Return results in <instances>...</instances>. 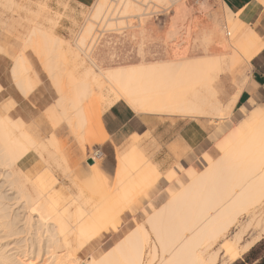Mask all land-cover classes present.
<instances>
[{
  "label": "bare ground",
  "instance_id": "1",
  "mask_svg": "<svg viewBox=\"0 0 264 264\" xmlns=\"http://www.w3.org/2000/svg\"><path fill=\"white\" fill-rule=\"evenodd\" d=\"M234 18H232V20ZM237 22H235L236 25ZM0 24L2 26L6 25L5 22L1 21ZM240 26H242V24ZM93 27V23L89 22L86 26V30L91 31ZM244 30L245 32L242 33L241 37H237L239 39H237L238 41L236 42L239 53L240 51L249 50V45L255 40V38H257L248 29ZM237 32L239 33V31ZM237 32H233V34L237 35ZM4 33L8 34L7 31ZM38 33H42L40 39H42L44 46H40L38 38L35 37ZM48 33L36 30L35 35V27L32 26L30 28L23 41L21 50H19V53H17L15 57L13 55L14 64L11 73L21 89L25 88L29 80H36L34 68L25 55L28 48L32 49L33 53L35 52L37 58L42 63L48 79L56 87L59 95V98L56 100L53 107L47 110V113L43 112V115H48L50 126H53H51L52 130L61 125H66L77 135V131L82 128L86 122L89 127L91 125L95 127V129L91 131L90 139L98 141V143H103L107 139V136L102 129L100 120L101 115L106 109L119 100H124L130 108L138 113L196 116L201 118L204 116L206 117L209 114L217 115L218 117H222L223 115L227 116L232 110L230 109L231 106L233 108L236 102V100L233 101L230 97V100H232L229 101L230 105H227L228 103H226V106H222L215 95V89L213 87L214 72L216 76L219 74V71L221 73L222 67L224 68L226 63L225 60L230 57H226V54H220L212 57L208 56L205 58L202 57L163 65L146 64L126 69H104L103 73L101 72V69L100 74L109 87L102 86L98 107H95V109L90 112H85L82 106V90L86 91L90 80L95 84H100V80L98 76L93 74L90 68L85 69L83 73L79 74L76 72L75 68L66 70L60 66V68L58 66V68L53 66L51 60L54 53L51 50H54L56 47L51 45V42H54L55 40L53 39V36H51V32L49 33L50 35H48ZM48 44L52 46V49L50 47L51 50H49ZM88 51L90 50L88 49ZM51 52L53 56H51ZM236 55L238 54L234 53L231 56L232 59H235ZM252 57L253 56H249L248 61ZM70 58L76 60L77 54L71 52ZM88 58L92 65L97 68L93 58ZM237 58L239 57L237 56ZM237 58L235 61H237ZM130 69H137V71L132 73L129 71ZM129 81L132 82L133 87L138 86L141 97L149 100L148 107L155 110L143 112L137 111L129 104L128 99L123 94H118V89L121 84H127ZM205 81H207V86H204ZM235 98L236 96L234 99ZM250 102L252 109L246 113V111L244 109L242 110V107H240L239 109H241V111H239L241 114L242 111H244L246 116L234 128L232 127L229 133H226L225 136H223V140L220 144L218 143V148L221 152V158L219 160H213L211 157L207 155L205 156L204 154L206 165L201 172L196 171L194 168L181 169V167H179L183 171V173L181 171L180 174H183V177L185 176L186 183L182 182L175 170H171L169 173L167 172L168 174H166L167 176L165 178L166 181L175 182V187H173L174 185L172 186L173 188L167 187L169 190L166 188V200L164 205L161 204L162 206L159 208L154 207V204L151 201H148L150 205L147 206L146 210H141L144 216L143 225L140 224L139 227H136L131 233L129 232L120 242H117V245H121V249L117 250V256L122 250L127 251L134 249L136 244V236L134 234L136 233L137 228L144 229L145 232L150 234L149 239L153 240L151 248L145 246L141 249L145 260L149 258L156 260L157 257H159L160 259L168 258L173 261L184 260L188 261L189 264H200V261L202 260H207L211 262V264H218L219 262L216 263L218 252L224 257V260L219 264H233L262 239V236H264V224H256L260 231L259 235L244 243L239 250L237 249V246L240 244L242 236L245 233V229L251 225V222L245 224L238 223L239 218L243 213L250 209H254L261 204V189L262 186H264V177L255 174L248 167L241 164V159L248 148L250 137L253 132H258L261 122L264 121V109L254 100ZM221 113L223 114L221 115ZM45 118H47V116ZM222 131L223 129L221 128L220 132ZM48 136L47 139L49 141L47 143L43 140V142H39L30 131L25 128V122L22 119L18 117L12 119L8 115H2L0 113V189L1 186L3 188L5 186L6 189L2 191L3 194L4 192L7 193L2 197L4 200L2 198L1 200H3L4 203L5 199L8 200L5 205L10 201V203L13 202V206H16V212L14 211V214L3 213L1 215L3 220H7L2 222V226L3 229L7 228L8 230V220L11 215H15V218H22L21 221H24V223H22L23 226L20 227L22 229L18 228L20 233L15 231L12 234H9V236L11 237V235L14 236L16 234L21 235L23 229H25L24 231H29L28 229L31 231L33 229V233L35 234L33 236L36 237V239L39 238V241L45 240L44 244L47 243L45 249H50L49 251L52 254L53 260L50 256V261L52 263H48L49 261H47V263L65 264V262H60L62 261L60 259L61 257H57L60 261L57 260L56 256L54 257V249L61 248V246L67 247L70 242L69 240L73 239V237L77 240L76 243L78 244V249L83 248L96 239L106 228L103 226L104 217L112 215L114 209L117 207L124 209L126 198H131L137 201L140 198L137 197L138 194L141 195L143 192L147 200L149 199V194L145 192L151 184L156 182L158 171L155 166H147L148 169L141 167V171H139L140 165H137V171L140 173L136 172V174L139 176L136 178L137 180L133 182L134 185L132 183V189L129 188L130 190H128V188L125 187V190L123 182L126 179V176H123V173L128 170L127 168L129 166L132 168L133 164L131 163L132 160L130 161V158H128L126 153L119 152L116 156V174L118 175L116 186L117 188L123 187L125 191H120V194H112L111 192H108V180L97 166L96 160H94L92 164L88 165L89 169L86 172L87 175L84 173L87 178V187L91 188V190L94 189V191L96 188L102 189L98 191L96 189L97 192H94L96 194L101 191V204L103 206L101 210L99 209L100 213L94 215V212L99 211L98 208L93 207L91 210L85 209L84 205L87 201H82L80 195H75L76 197H74L71 194L72 199L69 198L68 196L70 192L68 189L54 181L51 164L53 165V163H55L56 165L59 161L58 159L61 157L59 156L57 159L59 154H54L50 150V148L53 149L55 147V136L51 133ZM170 145L172 146V144ZM135 146L132 148H135ZM183 147L185 146H182V148ZM137 148H135V150ZM138 151L142 150H139L138 148ZM136 152L137 151L133 152L135 156ZM138 153L139 152H137V154ZM141 154L144 155V153ZM180 156L181 155L177 157ZM139 159L141 158L139 157ZM148 159L149 158H147V160ZM135 160L133 163H137V159ZM141 160L139 164H141ZM143 160L142 162H146V160ZM59 164L56 167H62V165ZM62 169L64 171L66 170L64 167ZM132 169L133 171H136V168L133 167ZM41 171L45 172L46 176L44 174L41 175ZM134 173L131 172V174ZM117 175H115V177H117ZM131 176L132 175L128 176V179L131 178L130 181L135 179ZM128 184L126 183V185ZM133 189H135V191ZM137 189H142L143 191L141 190L140 192L139 190V193ZM136 191L138 193L137 195L135 194ZM73 203L79 205L75 214L71 210V205ZM0 204H2V202ZM8 205L6 206L7 209ZM2 207L4 208V206ZM242 207L244 210L240 211ZM126 210L127 209H124L119 212L116 222L122 217V214ZM152 222H155V230H153ZM232 227H235V232L232 234L231 239H225L224 242L222 241V243L219 244L216 253L211 254L208 258L205 257V252L223 238L225 233H227ZM101 228L102 230H100ZM11 229L12 228H10L9 231ZM113 229H116V227ZM9 231L7 232L10 233ZM157 233H159V236L164 243V247L161 250L157 249L155 243ZM70 236H72V238L69 239ZM33 240L36 241L35 238ZM117 245L111 249H116ZM2 248V250L0 249L1 264H33L28 259H19V257L22 255L24 256L25 253L18 257L19 260L16 256L15 258L17 260L15 261L14 258V260L10 259L13 255L10 257L6 252H3V246ZM71 249L69 248L67 251L69 252ZM111 249H109L110 252ZM52 250L54 251L52 252ZM64 250H66V248H64ZM166 253H170L171 255L166 257ZM104 255L105 254H103V256ZM102 257L100 256L98 257L99 259L96 260L99 261ZM68 259L69 258H67V260ZM72 259L78 261L76 258ZM69 260L70 263L66 261V264L73 263L71 258ZM47 263L45 262V264Z\"/></svg>",
  "mask_w": 264,
  "mask_h": 264
},
{
  "label": "rangeland",
  "instance_id": "2",
  "mask_svg": "<svg viewBox=\"0 0 264 264\" xmlns=\"http://www.w3.org/2000/svg\"><path fill=\"white\" fill-rule=\"evenodd\" d=\"M96 1L97 0H95L93 4ZM106 1L111 6H116L118 2L120 1L122 2L125 0H106ZM130 1H138L140 3L139 4L140 10L138 13L135 12L133 13L134 15L131 13V15L133 16H126L125 18L120 17L118 13H114L113 17L110 16V20H109V17L108 18L103 17L100 20H95L93 21L94 27H93V32H92V30L87 31L86 26L89 23V18L91 17L92 10L90 9V7L93 4L86 8L82 7L81 10H79L76 13L78 14V17L75 18L73 17V14L75 13L71 11V7L68 6L67 0L63 2H58L56 4L60 8V10L52 8V5H51L52 0H0V21L6 23V25L4 26L0 24L1 25L0 33L5 34L4 32L7 31L8 34H5V35H7V37L11 39L12 41H15L20 46V50H21V47L23 46V41L26 38V35L28 34L32 26L35 27V35H36V30L40 32H46V33L51 32V36H53V39L55 40L54 42H51V45L56 47L55 48L56 50L55 49L51 50L52 46L49 45L50 43L48 44L49 50L53 51L54 53L53 54L54 56L52 55V52L50 53L51 56H53L51 60V63L53 66H56V67L60 66V67L65 68L66 70H71L72 68H75L76 72L79 74L83 73L85 69L90 68L93 74L98 76L100 80V84H95L90 80L89 86L86 89V91L82 90L83 110L85 112H90L93 109H95V107H98L99 105V95L102 90L101 89L102 86L109 87L108 84L105 82V79L100 74L101 69H102L101 72L103 73L104 69H107L110 67L136 64L139 62L148 63V62L160 60V59L151 58L150 53L147 48L148 45H150V43L146 39H144L143 41H140L139 38L134 39L130 36V33L138 29L140 18L141 19L146 18L147 21H149V20L154 19L156 16L162 14L163 12H167L169 8L171 7V4H172L171 0H130ZM69 10H70V13L67 14ZM62 20H66L67 23L71 24V26L68 28H65V25L61 24ZM100 29H104L106 31L105 32L106 35L104 36L103 40H101L102 41L101 45L104 44V51L102 54L103 59L99 58L98 63H96L93 51H95V48L97 47V44H98L95 39L97 36V30H100ZM82 31L85 36H89L92 32L93 36L92 35L90 36L87 44H84V42L79 41V37L82 34ZM228 31L231 32V29H228ZM49 33L48 35H50ZM41 34L42 33H38L37 36L35 37L38 38L40 46H44L42 39H40ZM233 37L234 36L232 34L231 36L232 44L234 45L235 49H238L237 43L234 42ZM117 43L120 44L122 48L124 47V49L126 50V53H125L126 60L123 61L122 63L115 62V44ZM88 49L90 51H88ZM91 49H92V53H91ZM71 52H74L77 54L76 60H74L73 58L72 59L70 58ZM90 53H91V56H90ZM25 55L27 59L31 62L34 68V72L36 73L35 74L36 80L34 79L29 80L25 88L21 89L18 86L17 81L12 77V73L10 74V70L6 74L7 80L8 82H11L12 87L17 89L24 96V98L27 97V100L30 101L31 108H37L40 118L42 120H46L49 122L50 119L48 115L47 114L43 115V112L47 113L46 111L49 110L51 107H53L54 103H56V100L59 98V95L57 93L56 87L48 79L47 74L43 69L44 67L42 66V63L40 62V60L37 58L35 52L33 53L32 49L28 48L25 52ZM237 56L239 58H237ZM88 57L94 58V62L99 66L100 69H97L96 67H94L92 63L89 61ZM226 57L228 56L226 55ZM236 58H237V61H235ZM235 59H232V57L228 58V61L225 63L226 66L224 65V68L222 67L221 73L219 71V74L217 76L215 75V72H214L213 87L215 89V95L222 106H226V103H228L227 105H230L229 101H232L230 100L231 98L233 99V101L237 99L239 95L238 93L241 91L244 80L246 79L245 70L242 68H239L241 65H243L241 62L240 55H236ZM13 64H14V59L11 65L13 66ZM212 77H213V74H212ZM235 96L236 98L234 99ZM250 101H252V99H250ZM250 101H248L246 105L241 106L242 110L244 109L246 113L252 109L251 107L252 105ZM27 103L28 102L26 103L24 102L23 104H27ZM260 106L264 109V104H260ZM230 109H233L232 106ZM239 110L241 111V109ZM239 110H238V113L240 112ZM229 113H230L229 115L228 114L227 116L223 115L222 117H218L217 115H213V114H209L208 116L203 117L204 119L202 120V124L207 131L204 142L196 150L192 151L189 155H187L180 163L175 164V166L170 167L167 170L162 171V172H159L157 169L158 176H157L156 182L151 184V186L145 192L149 194L148 195L149 199L147 200L144 194L143 196L138 194L137 191L139 192L140 189H137L135 194L136 195L138 194L137 197L138 198L140 197V198L139 200H137L135 208L132 211L126 210L122 214V217L116 222L117 224L116 229L106 227L102 231L100 236H98L96 239H94L93 241H91L90 243H88L86 246H84L81 249L77 248V245H78L76 243L77 240H75L74 237L73 239H70L72 238V236H70L69 241L70 242L72 241V242L71 243L69 242L68 245L69 246L71 245V246L70 247L68 245L67 247L61 246V248H57L58 250L54 249L55 250V252L53 253L54 257L55 256L56 258L58 256L61 257L60 259L62 261H60L59 258H57V260L60 261L61 263L65 262L66 264L67 262L70 261L69 260L70 258L71 260H73L72 258L74 259L76 258L79 261V260L87 258L89 253L94 252L95 255L93 256V258L99 259L98 257L100 256L102 257L103 254H105V252H110L109 249L116 246L118 244L117 242H120L123 238H125L129 232L131 233L134 229H136V227H139L140 224L143 225L144 216L141 210L142 211H144V209L146 210L147 206L150 205L148 201H151L154 204V207L159 208L160 206L164 205V202L166 200L165 193L167 192V189L175 187L174 185L175 182H168L165 179L167 176L166 174H168L169 171L175 170L177 172V175L181 178L182 182L186 183L185 176L183 177V174H180L182 171L181 169L194 168L198 172L203 171L206 165L204 154L205 156L207 155L211 157L213 160H216V159L219 160L221 158L220 156L221 152L218 148V145L222 142L223 136H225L226 133H229L232 127L234 128L246 116L245 115L246 113L244 111H242V114L241 112L239 114L238 113L233 114L232 110ZM45 115L47 116V118H45L46 117ZM26 127H27V124L25 123V128ZM221 128L223 129L222 132H220ZM93 129H95V127L93 125L89 127V125H87L86 122L83 125V127L77 131V135L73 133L72 130L66 125H61L58 128H53L54 133L52 135L55 136V145H54L55 147L53 149L50 148V150L54 154H59L58 156L56 155L57 159L60 156L62 160L61 158L58 159L59 161L60 160L61 161L60 162L58 161L56 165L55 163H53V165L51 164L52 170H53L52 177L56 183H59L63 187L68 189V191L70 192L68 196L69 198H71L72 195L74 197L80 195L82 197L81 198L82 201H87V203L84 205L85 209L91 210L93 207H96L98 208V210L99 209L101 210L103 208L101 204L102 193L101 191L96 194L94 192L96 191V189L97 191L102 190V189L96 188L94 191V189L91 190V188L87 187V184H86L87 178L85 176L87 175L86 172L89 169L88 168L89 164L87 163V161L90 159V157H93L94 154L97 152V149H96L97 145H95L94 143L95 141L93 139H90V134ZM48 141H49L48 139L45 140V143H47ZM133 145L134 143H132V147ZM132 147L129 149H121L117 151V154L119 152L126 153L128 158H130V161L132 160L131 162L133 164L132 166L136 168V171L134 170L135 171L134 173L132 169L133 167L131 168V166H129L127 168L128 170L123 173V176H126V179L123 178L125 179L124 180L125 183L123 182V185H125L124 188L127 187L128 190L132 189L134 185L133 182H135V180H137L136 178H138L139 176L136 174V172L140 173L139 171H141L140 170L141 167L143 168L145 167L146 169H148V167L155 166L150 161V159H148L149 161L147 160L148 157L145 158L146 157L145 154L144 155L141 154L143 153L142 151H138V149L135 150V148H132ZM56 150L58 153L56 152ZM134 151H137L139 153L137 154L136 152V156H135V154L133 153ZM137 156H139L142 160L143 159L146 160V162L144 160H143L144 162H142V160L139 159V157ZM134 158L137 159L138 164L136 162L133 163V161L135 160ZM140 160H141L142 166L141 164H139ZM102 162L103 160H101L100 158L96 159V164H98L99 167L103 170ZM145 163H146V166H145ZM58 164L62 165V167L60 166L56 167ZM137 165L138 166L140 165L139 171H137L138 169ZM63 167L66 169L65 171L62 169ZM179 167H181V169ZM128 172L130 175H132L131 177L135 179L130 181L131 178L128 179L129 178L128 176H130L129 174L127 175ZM131 172H133L134 174H131ZM84 173L86 174L84 175ZM43 174L46 176V173L41 171V175ZM106 175L107 177L106 176L105 177L108 180L107 181L108 192H111L112 194H120L121 192L126 190V188L124 190L123 187H120L121 188L120 189V188H117L116 186V183L118 182L117 180L118 175L116 174V169L114 173H106ZM115 175H117V177H115ZM126 183L127 184L129 183V184L126 185ZM5 189H6L5 186L4 188L1 186L0 203L2 202V204H0V206L2 205L4 206V208L2 206H1L2 208L0 207L1 209L0 210V249L3 246L4 247L3 252H6L7 255H9L10 257L13 255L12 258L10 259L12 260L15 259V261L18 259L20 255L25 253L24 255L25 257L23 255L19 257L20 260L28 259L33 264H34V261H35V264H45V262L47 263V261H49L48 263H52L50 261L52 259V254L49 251L50 249L49 250L45 249V246H47L46 245L47 243L44 244L45 240L39 241V238L36 239V237L33 236L35 235L33 233L34 232L33 229L31 231L30 229H28L30 232L24 231L25 229H23L21 235L16 234L14 236L11 235V237L9 236V234H12L15 231H17V233H20L19 229H22L20 227H22L23 226L22 223H24V221H21L22 218H15L14 217L15 215L9 216L10 219L9 218L7 219H9L11 222L8 220L9 222L8 230L7 228L6 229L4 228L6 232L4 231L2 222L5 219L3 220L1 215L3 213L4 214L6 213L14 214L16 212L15 210L16 206H13L12 201H11L12 203H10V201L9 203L7 202V205L8 204L12 205V206L8 205V209L10 211L7 209L6 207L7 205H5L6 201L8 200L5 199V203L3 202L4 198L2 197L7 194L5 192L3 194V191ZM133 190L135 191V189ZM1 198L3 200H1ZM155 200L157 201V203ZM78 206L79 205L77 203H73L71 205V210L74 214L77 212ZM3 209L4 210L6 209L7 211L6 210L4 211ZM100 210L98 212H94V215L99 214ZM11 217H14V218H11ZM248 222H251V225L245 229L244 231L245 233L243 232L244 234L242 236V240L240 244H238L237 246L238 250L242 247L244 243L252 240L254 237L259 235L260 231L257 228L256 224H264V203H261L259 206L255 207L254 209H250L249 211L243 213L240 216L239 221H238V223L240 224L241 223L245 224ZM10 228H12L13 230L11 229L12 231L11 230L9 231ZM234 229L235 227L234 228L232 227L227 233H225V236L223 238H221L217 243H215L212 247H210L205 252V257L208 258L211 254L216 253V250L218 249L219 244L222 243V241L224 242L225 239L226 240L231 239L232 234H234L235 232ZM7 231H9L10 233H8ZM33 237L35 238L36 241L33 240L34 239ZM74 243L76 244V246ZM64 248H66V250H64ZM69 248L70 249L73 248V249L69 250L68 252L67 249ZM14 249L16 252L14 251ZM54 250H52V252ZM70 251H73V252H70ZM26 253H27V256H26ZM66 253L69 255H67ZM70 253L74 255H71ZM63 254L64 255L66 254V255L64 256ZM217 254L218 256L216 255L217 256L216 263L218 262L221 263L222 260H224V257L221 256L220 252H218ZM263 254H264V236H262L261 241L258 244H256L250 252L243 255L234 264H251V261L253 259L260 258L263 256ZM50 256H51V259H50ZM67 258H69L68 259L69 261L67 260Z\"/></svg>",
  "mask_w": 264,
  "mask_h": 264
},
{
  "label": "crops",
  "instance_id": "3",
  "mask_svg": "<svg viewBox=\"0 0 264 264\" xmlns=\"http://www.w3.org/2000/svg\"><path fill=\"white\" fill-rule=\"evenodd\" d=\"M63 1L65 0H52V8L60 10L56 4ZM94 1L67 0V3L71 7V11L75 13L73 17L76 18L78 17L76 13L82 7H89ZM171 3V7L167 12H163L152 20L147 21L146 18H140L138 29L130 33V36L134 39L139 38L140 41L146 39L150 43L147 48L151 58L160 60L107 69H126L146 64L163 65L220 54H226L231 58L234 53L239 55V50L235 49L231 41L233 32L239 31L240 33V35L238 32L237 35L233 34L234 42L239 40L238 38L245 32L244 29H248L256 37H261V34L264 33V23H262L264 21V0H171ZM139 4L138 1L125 0L118 2L116 6H111L106 0H97L90 7L92 13L89 22L93 23V21L100 20L103 17H109L110 20V16L113 17L114 13H118L122 18L133 16V13L139 12ZM68 13H70V10ZM232 18L234 19L232 20ZM235 22H237V25ZM61 24L65 25V28L71 26L66 20H62ZM229 28L231 32L228 31ZM92 32L89 36H85L82 31L79 41L87 44ZM17 45L7 35L0 33V113L13 119L17 117L22 119L27 124L26 129L30 131L35 139L43 142L49 137L50 133H54L52 125L50 126L48 121L40 118L37 108H31L27 97L24 98L17 89L13 88L6 77L9 70L11 74V63L19 53L20 47ZM103 51L104 44H97L95 51H93L96 63H98L99 58L103 59ZM125 53L124 47L122 48L118 43L115 44L116 63H122L126 60ZM225 61L227 62L228 58ZM260 63L257 57L253 56L246 66L241 65L239 67L245 70L246 79L233 106V114L238 113L239 108L246 105L250 99L256 101L259 105L264 104V71H261ZM97 68H99L98 65ZM24 102L28 103L23 104ZM203 119V117L196 116L138 113L130 108L124 100H119L101 115L102 129L107 139L103 143L94 142L97 145L96 149L100 154V159L103 160V170L98 164L97 166L106 177V173H114L117 163V151L129 149L134 143V146L137 145L135 148L138 147L139 150H142L159 172L165 171L180 163L204 142L207 131L202 124ZM182 146L185 147L182 148ZM178 153L182 157H177L179 156ZM262 260H264V254L260 258L253 259L251 264H259Z\"/></svg>",
  "mask_w": 264,
  "mask_h": 264
},
{
  "label": "snow or ice",
  "instance_id": "4",
  "mask_svg": "<svg viewBox=\"0 0 264 264\" xmlns=\"http://www.w3.org/2000/svg\"><path fill=\"white\" fill-rule=\"evenodd\" d=\"M264 23V21H262ZM256 56L257 59L261 62L260 67L261 71H264V33L261 34V37L255 38V40L249 45V50L240 52L241 62L243 65L248 64V57ZM255 63V61H253ZM132 73H135L137 69H130ZM207 86V81H205V85ZM118 94H123L127 99L129 104L134 107L137 111H149L155 110L148 107L149 100L147 98H142L141 93L137 87H133L131 81L127 84H121L118 89ZM223 113H221L222 115ZM241 164L248 167L255 174L261 175L264 177V121L261 122L258 132H253L252 136L248 141V148L244 153ZM143 192L141 196H143ZM137 201L131 198H126V203L124 205V209L132 211L135 208ZM261 203H264V186L261 189ZM119 207L114 209L113 214L104 217V227L115 228L117 227L116 219L119 215V212L124 210ZM242 207L240 211H243ZM153 223V230H155V222ZM102 230V228L100 229ZM136 244L134 249L121 251L117 256V250L121 249V245H117L116 249H113L111 252H106L105 255L97 261L92 257L95 253H89L88 257L79 261H73V264H189L188 261L184 260H171L168 258L160 259L157 257L156 260L151 258L145 260L143 258V253L141 249L147 246V248H151L153 245V240L149 239V233L145 232L142 228H137L136 233ZM128 239V238H126ZM156 247L158 250L163 249L164 243L162 238L157 233L156 238ZM175 250V249H174ZM170 253H166V257L170 256ZM200 264H211V262L207 260L200 261Z\"/></svg>",
  "mask_w": 264,
  "mask_h": 264
},
{
  "label": "built area",
  "instance_id": "5",
  "mask_svg": "<svg viewBox=\"0 0 264 264\" xmlns=\"http://www.w3.org/2000/svg\"><path fill=\"white\" fill-rule=\"evenodd\" d=\"M106 31L104 29H100V30H97V36H96V42L98 44L102 43L101 40H103L104 36L106 35L105 33ZM101 41V42H100ZM97 158H100V154L98 153V151L94 154L93 158H91L94 162V159H97Z\"/></svg>",
  "mask_w": 264,
  "mask_h": 264
},
{
  "label": "water",
  "instance_id": "6",
  "mask_svg": "<svg viewBox=\"0 0 264 264\" xmlns=\"http://www.w3.org/2000/svg\"><path fill=\"white\" fill-rule=\"evenodd\" d=\"M87 163H88V164H92V163H93V160H92V159H89V160L87 161Z\"/></svg>",
  "mask_w": 264,
  "mask_h": 264
},
{
  "label": "trees",
  "instance_id": "7",
  "mask_svg": "<svg viewBox=\"0 0 264 264\" xmlns=\"http://www.w3.org/2000/svg\"><path fill=\"white\" fill-rule=\"evenodd\" d=\"M254 246H255V245H254ZM254 246H253V247H254ZM253 247H252V248H253ZM251 250H252V249H250V251H251ZM248 252H249V251H248ZM245 254H246V253H245ZM259 264H264V260H262Z\"/></svg>",
  "mask_w": 264,
  "mask_h": 264
}]
</instances>
